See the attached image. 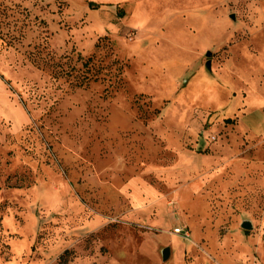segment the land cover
Instances as JSON below:
<instances>
[{"label":"rangeland","instance_id":"374dc122","mask_svg":"<svg viewBox=\"0 0 264 264\" xmlns=\"http://www.w3.org/2000/svg\"><path fill=\"white\" fill-rule=\"evenodd\" d=\"M0 81V264H264V0H0Z\"/></svg>","mask_w":264,"mask_h":264},{"label":"crops","instance_id":"0c3cea01","mask_svg":"<svg viewBox=\"0 0 264 264\" xmlns=\"http://www.w3.org/2000/svg\"><path fill=\"white\" fill-rule=\"evenodd\" d=\"M4 90V84L0 81V92ZM190 155H192V153L190 152H182L180 155L177 156V165H183L182 161L184 160V158L189 157ZM201 158H204V160L208 163V166H211L212 163V156H201ZM202 169L204 168L203 166L201 167ZM198 169L194 170L193 168H191L190 165H186L185 167V171L184 174L185 176H189L190 174L193 173V171H197Z\"/></svg>","mask_w":264,"mask_h":264},{"label":"built area","instance_id":"2783aa9c","mask_svg":"<svg viewBox=\"0 0 264 264\" xmlns=\"http://www.w3.org/2000/svg\"><path fill=\"white\" fill-rule=\"evenodd\" d=\"M169 205H173V203H170ZM174 234L182 236L185 240H190V233L187 229L185 228H176L174 229Z\"/></svg>","mask_w":264,"mask_h":264},{"label":"water","instance_id":"95a60500","mask_svg":"<svg viewBox=\"0 0 264 264\" xmlns=\"http://www.w3.org/2000/svg\"><path fill=\"white\" fill-rule=\"evenodd\" d=\"M170 248H165L163 251V260L167 261L170 257Z\"/></svg>","mask_w":264,"mask_h":264},{"label":"trees","instance_id":"16d2710c","mask_svg":"<svg viewBox=\"0 0 264 264\" xmlns=\"http://www.w3.org/2000/svg\"><path fill=\"white\" fill-rule=\"evenodd\" d=\"M92 5H93V4H90V7H91ZM66 253H67V252H66ZM66 253H65V254H66ZM67 262H68V261H67ZM67 262H66V263H67Z\"/></svg>","mask_w":264,"mask_h":264}]
</instances>
